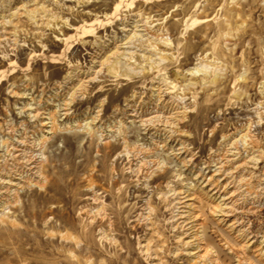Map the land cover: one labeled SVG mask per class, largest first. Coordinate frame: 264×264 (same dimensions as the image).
<instances>
[{"label": "rangeland", "instance_id": "rangeland-1", "mask_svg": "<svg viewBox=\"0 0 264 264\" xmlns=\"http://www.w3.org/2000/svg\"><path fill=\"white\" fill-rule=\"evenodd\" d=\"M0 264H264V0H0Z\"/></svg>", "mask_w": 264, "mask_h": 264}, {"label": "bare ground", "instance_id": "bare-ground-1", "mask_svg": "<svg viewBox=\"0 0 264 264\" xmlns=\"http://www.w3.org/2000/svg\"><path fill=\"white\" fill-rule=\"evenodd\" d=\"M181 73V72H180ZM190 74H192V72H189V75ZM183 75V74H182ZM186 76V75H185ZM186 78V77H185ZM55 121V120H54ZM55 128H57L56 126H55ZM54 130V129H53ZM56 131H58V130H56ZM24 143V142H23ZM26 147V146H25ZM26 152V151H25ZM29 152V151H28ZM31 153H32V151H30ZM30 159V158H29ZM32 161V160H31ZM35 161V160H34ZM44 162V161H43ZM22 164V163H21ZM37 164V163H36ZM40 164V163H39ZM27 165V164H26ZM34 165V164H33ZM28 167V166H27ZM30 167H32V166H30ZM19 168V167H18ZM36 168V167H35ZM38 168V167H37ZM30 169V168H29ZM44 169V168H43ZM20 170V169H19ZM18 171V170H17ZM40 171V170H39ZM31 172V171H30ZM37 172V171H36ZM33 173V172H32ZM40 174H42V173H40ZM34 176V175H33ZM38 176V175H37ZM30 179V178H29ZM45 179V178H44ZM32 180V179H31ZM31 182V181H30ZM232 196V195H231ZM230 199V198H229ZM231 202V201H230Z\"/></svg>", "mask_w": 264, "mask_h": 264}]
</instances>
